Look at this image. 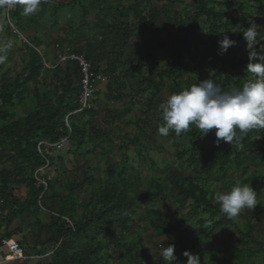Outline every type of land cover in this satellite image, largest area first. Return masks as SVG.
I'll list each match as a JSON object with an SVG mask.
<instances>
[{
    "label": "trees",
    "instance_id": "16d2710c",
    "mask_svg": "<svg viewBox=\"0 0 264 264\" xmlns=\"http://www.w3.org/2000/svg\"><path fill=\"white\" fill-rule=\"evenodd\" d=\"M183 1L165 0V4L175 5ZM194 1L191 16H187L190 15L188 13L186 19L183 20L174 15L169 17L167 11H158L152 7L146 9L149 0H133L127 8H114L109 5V0H94L91 3V9L88 10H86L83 0H72L67 5L79 7L81 15L87 14V11L102 13L96 19L99 25L94 28V42L85 39L84 51L81 53L79 51L74 52L75 55L81 54L90 63L93 72L98 73L100 72L98 60L102 55H96V51L100 47L108 49L104 53L106 57L105 71H102V74L108 77L105 86V98L117 103L127 100V108L124 110L108 111L103 109V116L100 117L101 111L93 108L96 102L94 96L89 109L72 115L79 109L77 98L80 92L79 83L81 79L76 64L73 62L58 65L51 70L50 82L45 87L43 86L41 95H39L38 90H33L32 93L28 91L26 86L36 82L35 79L40 71L43 70L47 73L43 68L42 58L35 52L42 47L43 43L35 36L29 38V42L26 40L22 44L25 54V76L17 75L12 78L8 76V73L0 76V149L11 147L14 154L12 171L7 172L2 167L0 168V204H3V207H10V209L16 208L21 214L28 213L32 209L35 210L34 213L36 214L40 208L49 213L50 222L46 226V230L50 232L51 237L41 246L59 240L60 243L56 249L51 251L47 264H108L109 261L113 260L116 255L115 249L119 250L124 246L122 234L128 230L129 224L134 219L136 212L134 196L136 192L133 183L120 181L125 172L124 168H110L106 172L104 180L96 181L90 174L82 175V182L77 183L73 180L63 184L61 186L62 192L55 190L54 184L51 183H47L44 189L41 184L36 183L33 177L34 173L45 164L36 149L38 140L54 145L66 138L69 149L73 153H78L88 138L95 137L98 140L97 144L105 140L108 135L106 128L112 122H119L127 116V109L132 107L134 103L132 97H140L139 106L142 107L143 114L148 115L151 111L158 110L159 94L166 81L170 82L171 95L200 83L197 80L189 79L192 71L188 67V63L183 62L185 56L190 60H193L194 57L190 51L193 43L186 39L188 35L195 36V45L201 37L205 36L209 39V51L202 58L211 59V64L217 66V72L212 78H221L215 82L223 90L241 88L246 80V77H242L241 73L250 75L246 71L249 63L247 52L244 57H236L233 53L220 54L218 45V41L222 40L224 35L234 41L243 39L242 31L239 29L233 31V28L247 24L250 14L246 7L240 5L236 17H228L227 20L222 21V11L217 12L212 7L215 4L214 0ZM222 4L230 6L232 2L225 1ZM60 8L61 6L55 8L51 16L57 15ZM257 10L264 12V0H259ZM113 12L123 17H128L131 14L135 23L123 28L117 27L113 23ZM19 15L20 11L15 8L12 17L16 19L17 27L21 23ZM200 18L209 23L205 30L196 36L197 29L201 28ZM30 19L34 20L33 18ZM135 26L141 27L150 39L132 42L133 35L130 29ZM171 30H176L178 34L172 36ZM259 32L264 33V25ZM75 33L78 37L83 35V26L76 28ZM111 33L112 35H110ZM165 33L166 37L161 38V34ZM260 46L264 47V39L257 51H259ZM154 47L163 51L162 55L152 54L150 51ZM144 63H147L146 67H144ZM143 73H148V76L144 78ZM71 77L74 78L73 82L70 81ZM141 80L144 82V86L140 88ZM133 82L139 86V90L133 96L126 97L124 91L130 90ZM147 90V97H141V94ZM29 95L37 101L36 109L34 108L31 113L23 116L12 125H5L6 121L13 117L12 113L6 112L5 109L11 110L16 105H23ZM66 116H69L70 131L64 125L63 120ZM98 118L101 119L100 123L105 128H97L94 124L90 128L93 131L91 136H88L85 125L76 124V121L81 119L90 120L91 124V121L94 122ZM261 131L264 133V130ZM177 139L178 144L181 145V151L177 152L176 156L183 159L182 164L195 176L185 182L179 171L165 169L164 180L153 179L154 190L144 192V196L149 202L159 200L166 206L171 200L173 205L183 206L185 202L190 201L192 204L190 213L196 215L201 209L199 214L202 216L209 215L210 218L220 210L218 205L213 203L215 196L199 184L203 182V176H208L213 171L224 173L231 164L234 170L239 173L237 181L251 184L255 182L254 175L244 179L250 167L258 168L256 164L249 161L243 152V150H258L255 142L250 141L249 134L241 141L242 151L238 152H234L230 147L222 151L221 143L219 146L216 144L214 131L209 132L205 137H201L200 131L194 126L190 128L189 132L177 137ZM105 142L110 145L113 144L111 141L105 140ZM136 143L137 138L133 137L129 144L134 145ZM233 146L238 145L233 144ZM260 151L264 153V150L261 149ZM46 159L49 160L50 158L47 157ZM250 162L251 165H249ZM83 182L86 185H83ZM165 183L174 190L173 195L168 196L169 190L164 187ZM10 184L15 187L24 186L28 189V201L17 203L11 199L7 194ZM80 192L83 197H81L82 200L79 205L86 210L91 208V213L86 220L75 222V206L78 199L80 200L78 196ZM149 216L148 229L150 233L157 237H166L173 232L174 228L168 216L167 207L151 209ZM63 219L71 222L73 231ZM206 221L207 219H203L201 222L203 224ZM251 232L252 228L248 227L245 236L249 237ZM6 239H11V237ZM79 243H82V248L74 252L71 251ZM18 244L22 247L20 242ZM176 245L181 248V252H174L177 261L179 264H186V257H180V254L185 251L194 254L193 249L196 244L181 241ZM241 252L233 247H226L220 251L221 254H228L230 257L231 253ZM125 253L129 255V249ZM238 257L227 261L216 259L215 254L211 253L202 261V264H253L249 259H242L243 256ZM129 258L130 263L139 264L133 262L132 257ZM157 264H165V262L160 258Z\"/></svg>",
    "mask_w": 264,
    "mask_h": 264
},
{
    "label": "rangeland",
    "instance_id": "374dc122",
    "mask_svg": "<svg viewBox=\"0 0 264 264\" xmlns=\"http://www.w3.org/2000/svg\"><path fill=\"white\" fill-rule=\"evenodd\" d=\"M109 1V5L114 8H127L133 2V0ZM225 1H231L232 4L230 6L222 4ZM70 2L72 0H40L38 9L29 15H25L23 6L17 4L13 7V10L15 11V8H18L20 11L19 19L21 23L18 27L16 19L11 14L13 10L8 12V10L0 8V45H9L7 52L4 53L7 59L4 63H0V76L4 73H8V76L12 78L17 75L25 76V54L22 44L26 40L29 42L28 39L35 36L43 43L42 47L37 51L42 58V65L47 73L43 70L40 71L35 79L36 82L30 83L26 87L31 93L33 90H38L39 95H41L43 86L45 87L50 82L51 70L58 65H64L59 62V56L70 53L76 54L74 51L83 52L85 39L94 42V28L99 25L96 19L102 13L87 11V14L81 15L80 8L76 5L67 6ZM92 2L94 0H83L86 10L91 9ZM214 3L212 7L217 12L222 11V21L227 20L228 17H236L238 15L237 9L240 5L246 7L247 12L250 14L247 24L242 27H234L233 31L238 29L243 31L250 26L251 22H254L258 26L259 32L264 25V12L257 10L259 0H214ZM194 4V0H184L182 3L175 5L165 4V0H149V5H147L146 9L152 7L158 11H167L169 17L174 15L176 18L183 20L186 19V14L189 13L190 15L187 16H191ZM59 6L61 8L57 15L51 16L53 10ZM112 14L113 23L117 27L123 28L135 23L131 14L128 17L120 16L115 12ZM30 18L34 20L32 21ZM200 23L201 28L197 29L196 36L205 30L209 22L200 18ZM80 26H83L84 36L80 35L78 37L75 30ZM130 32L133 35L132 42L148 41L150 39L139 26L131 28ZM170 33L172 36L178 34L176 30H171ZM165 37L166 33L161 34V38ZM194 37V35H188L186 38L193 43L190 48V51L194 54L193 60H190L187 56L183 58V62H187L188 67L192 71L189 79L199 82L208 79L213 81L220 80V77L212 78L217 72V66L211 64V59L202 58L209 51V39L205 36L201 37L197 45H195ZM263 39L264 33H260V36H258L259 43L256 48H258ZM235 42V46L230 47L226 54L233 53L236 57H244L247 52L246 41L240 39L235 40ZM107 50L106 47H100L96 51V55H102L98 60L100 72L105 71L106 57L104 53ZM150 52L154 55H162L163 53V51L155 47ZM146 65L147 63H144V67ZM142 75L145 78L148 73H143ZM241 76H245L246 79L249 77L244 72L241 73ZM60 77L62 79L61 75ZM73 79L71 77L70 81L73 82ZM107 82L108 79L105 84L98 85L95 92L96 102L93 108L101 111L100 117L103 116V109L108 111L124 110L128 104L127 100L118 103L106 100L105 86ZM141 83L140 88L144 86L142 80ZM137 90H139V86L133 82L130 90L124 91V95L131 97ZM147 93L148 90L147 92L144 91L141 97L146 98ZM170 95V82L166 81L159 94L158 110L151 111L148 115H144L142 107L139 106L140 97H132L134 103L132 107L127 109V116L119 122H112L106 128L108 135L105 140L111 141L112 145L105 142V140L97 144L98 140L95 137H91L85 140V144L78 153H73L69 149L68 142L67 146L58 149L52 147L47 150V154L40 150L42 154H45L46 158L49 157L50 159L47 166H43L34 173L33 177L36 183L41 185L42 183L54 184V189L62 192L61 186L63 184L70 183L73 180L77 183L82 182V175L90 174L98 181L105 179L106 172L110 168L125 169L122 175L123 178L120 181L134 184L136 212L128 230L122 234L124 246L119 250L115 249L116 255L108 264H132L129 262V257H132L133 262L139 264H157L160 260L159 246L161 244L164 247L174 244L175 252H181L180 246L176 245V243L181 241L194 242L196 247L193 249V253L199 255L201 261H204L209 254L214 253L216 259L231 261L238 256V258L243 256L242 259H249L253 264H264V153L260 151L261 149L264 150L263 131H251L248 133L250 141L255 142L258 150H243L249 161L258 166V168L250 167L244 177L245 179L250 175H254L256 178L254 183H248L251 184V187L258 194V205L253 210L246 209L234 219H228L220 212L209 218V215L202 216L199 214L201 209L196 215L190 213L192 209L190 201L180 206L173 205L171 200H169L165 206L159 200L149 202L144 196L145 191L154 190L153 179L164 180L165 169L179 171L185 182L195 176L182 164L183 159H179L176 156V153L181 151V145L178 144L177 137L172 132L168 136H162L158 132V128L163 125L160 105L165 103ZM36 107L37 101L33 100L29 95L23 105H16L11 110L6 108V112L12 113L13 117L7 120L5 125L9 126L19 121L20 118L31 113ZM77 114V110L72 113V115ZM68 117L66 116L63 121L65 127L70 130ZM100 121L101 119L98 118L94 122L91 121L90 124V120L81 119L76 121V124L85 125L88 136H91L93 131L90 128L94 124L97 128H105ZM88 123L89 125L87 126ZM133 137L137 138V143L131 145L129 143ZM220 143L222 151L229 147L234 152L242 151L241 146L235 147L233 144L229 145L222 141ZM182 145H185V143H182ZM251 162L249 165H251ZM13 164L14 154L11 147L0 149V168L2 167L7 172H11ZM112 165L113 167H110ZM238 175L239 173L229 164L224 173L213 171L210 175L203 176V182L199 184L215 196L218 192L230 190L231 186L237 182ZM83 183V185H86L85 182ZM164 187L169 190L168 196L174 194V190L169 185L165 183ZM76 192H78V189H76ZM7 194L17 203H25L29 199L28 189L24 186L15 187L10 184ZM78 196L80 200L78 199V203L75 206V222L77 220H86L91 213V208L86 210L79 205L83 194L80 192ZM213 203L218 205L219 208L215 198ZM164 207H167L168 216L171 219L174 230L166 237H157L155 234L150 233L148 229L149 211L154 208L163 209ZM34 211L32 209L28 213L21 214L16 208L10 209V207H3V204H0V235L2 237L15 236L17 240H12L19 241L27 255L40 257L39 262H36L37 264H47L49 263L51 251L58 247V242L41 246L51 237L50 232L46 230V226L50 222V215L43 208H40L36 214ZM203 219H207V221L202 224L201 221ZM248 227L252 228V232L249 237H246ZM226 247H233L242 252L231 253V257L228 254H221L220 251ZM81 248L82 243H79L71 251L74 252ZM110 249H112L111 246ZM128 249L130 254L126 255L125 251ZM259 250L261 251L259 252ZM180 257H183V253L180 254ZM31 264H34V262Z\"/></svg>",
    "mask_w": 264,
    "mask_h": 264
},
{
    "label": "clouds",
    "instance_id": "9594fccd",
    "mask_svg": "<svg viewBox=\"0 0 264 264\" xmlns=\"http://www.w3.org/2000/svg\"><path fill=\"white\" fill-rule=\"evenodd\" d=\"M39 3L40 0H0V8L7 10L19 4L23 6L24 14L29 15L38 9ZM242 35L249 60L246 71L250 74L242 87L225 91L215 81L208 79L173 93L160 105L163 120V125L158 128L160 135L168 136L172 132L180 137L194 126L201 137L214 131L217 146L221 141L240 146L249 132L264 130V47L260 46L257 51L260 33L254 22L242 31ZM235 43L224 35L218 41L220 54H226ZM8 47L0 45V63L7 59L4 53ZM215 200L220 213L234 219L242 211L253 210L258 205V194L251 184L237 181L230 190L216 193ZM174 252V244L159 246V255L165 264H178ZM183 256L186 257V264H202L197 254L185 251Z\"/></svg>",
    "mask_w": 264,
    "mask_h": 264
},
{
    "label": "built area",
    "instance_id": "2783aa9c",
    "mask_svg": "<svg viewBox=\"0 0 264 264\" xmlns=\"http://www.w3.org/2000/svg\"><path fill=\"white\" fill-rule=\"evenodd\" d=\"M13 9L14 8L7 10L9 12L10 10ZM12 12H14V10ZM35 52L38 53L37 50H35ZM58 60L62 64H65L67 62H73L76 64L78 73L81 78L79 83L80 92L77 98L79 104V109L77 110V113L89 109L90 103L95 96L96 88L98 87V85L105 84L108 77L102 74V72H98V73L93 72L90 63L87 62L81 55L63 54L59 56ZM64 146H67V139L61 140L59 141V143L54 145L46 143L44 141H39L36 145V149L39 155L44 160L45 163L44 166L48 165V160L46 159L45 156V154H47V150L51 149L52 147L58 149ZM40 150H42L43 153L45 154H42ZM42 186L44 187V189L46 188V184L42 183ZM63 220L73 231L71 222L67 219H63ZM59 243L60 240L58 241V245ZM0 248H2L5 252L3 262H27L30 261L31 259H35L33 257L26 255L24 253L23 248L19 246L18 242L12 239H1Z\"/></svg>",
    "mask_w": 264,
    "mask_h": 264
},
{
    "label": "crops",
    "instance_id": "0c3cea01",
    "mask_svg": "<svg viewBox=\"0 0 264 264\" xmlns=\"http://www.w3.org/2000/svg\"><path fill=\"white\" fill-rule=\"evenodd\" d=\"M8 237H11V239H14V240H17V238H15V236H5V237H2L1 235H0V240L1 239H6V238H8ZM19 242V241H18ZM24 250V249H23ZM261 251V250H260ZM24 252H25V250H24ZM25 254L27 255V253L25 252ZM4 255H5V252H4V250L2 249V248H0V264H31V263H33L34 262V264H37L36 262H39L38 260H39V258L40 257H36V256H31V255H28V256H30V257H33V258H35V259H31L30 261H27V262H3V258H4ZM254 255V254H253ZM264 258V257H263ZM253 263V262H252Z\"/></svg>",
    "mask_w": 264,
    "mask_h": 264
}]
</instances>
